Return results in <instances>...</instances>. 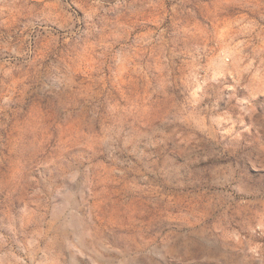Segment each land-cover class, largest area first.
Returning a JSON list of instances; mask_svg holds the SVG:
<instances>
[{"label": "rangeland", "instance_id": "1", "mask_svg": "<svg viewBox=\"0 0 264 264\" xmlns=\"http://www.w3.org/2000/svg\"><path fill=\"white\" fill-rule=\"evenodd\" d=\"M0 264H264V0H0Z\"/></svg>", "mask_w": 264, "mask_h": 264}]
</instances>
